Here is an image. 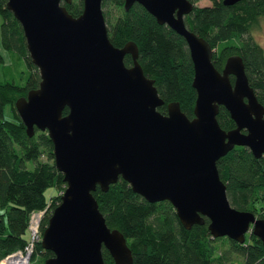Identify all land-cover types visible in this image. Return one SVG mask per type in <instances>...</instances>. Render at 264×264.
<instances>
[{
	"label": "water",
	"instance_id": "95a60500",
	"mask_svg": "<svg viewBox=\"0 0 264 264\" xmlns=\"http://www.w3.org/2000/svg\"><path fill=\"white\" fill-rule=\"evenodd\" d=\"M134 1L185 37L197 91L192 115L176 99L167 111L158 108L164 98L138 58L137 41H112L102 0H83L78 14L62 0H7L40 72L38 85L15 105L29 134L48 131L65 180L42 231L41 243L53 250L44 264H106L104 246L116 264L133 261L124 231L107 222L93 192L119 175L149 200H171L187 227L207 216L214 235L243 241L253 230L264 242V216L232 204L217 165L235 144L264 152V104L243 56L231 53L221 68L215 64V47L185 19L194 0H124L125 7ZM220 103L235 125L220 123Z\"/></svg>",
	"mask_w": 264,
	"mask_h": 264
},
{
	"label": "trees",
	"instance_id": "16d2710c",
	"mask_svg": "<svg viewBox=\"0 0 264 264\" xmlns=\"http://www.w3.org/2000/svg\"><path fill=\"white\" fill-rule=\"evenodd\" d=\"M62 2L74 14L83 7V0ZM102 7L114 43L122 45L128 39L137 41L138 58L145 72L155 77L164 98L158 108L167 111L168 101L176 99L192 115L197 91L192 84L194 65L185 37L168 23L159 22L139 1L126 8L124 0H102ZM0 13V68L4 73L0 78L1 259L28 241V223L33 209H44L43 231L53 207L61 199L65 180L55 164L53 140L48 131L36 128L29 134L16 108V97L38 85L40 72L28 52L22 24L7 6V0H0ZM260 14H264V0L230 3L211 0L196 3L186 15V22L215 47L212 58L218 67H222L231 53L243 56L249 81L264 104V47L251 30ZM124 59L130 64L131 53L126 52ZM6 102L10 103L16 117L5 115ZM67 110L66 105L64 112ZM217 116L224 127L235 125L229 109L222 103ZM217 165L232 204L264 216V152L255 155L248 145L235 144L217 159ZM50 185L54 188L48 193ZM93 192L107 222L124 231L133 249L130 264H234L235 260L237 264H264V242L253 230L246 232L243 241L227 234L214 235L207 216L203 222L187 227L171 200L147 199L122 175L110 182L107 189L98 185ZM52 253L53 250L38 238L30 264L35 258L39 264H44L45 257ZM103 254L106 264H116L106 246Z\"/></svg>",
	"mask_w": 264,
	"mask_h": 264
},
{
	"label": "built area",
	"instance_id": "2783aa9c",
	"mask_svg": "<svg viewBox=\"0 0 264 264\" xmlns=\"http://www.w3.org/2000/svg\"><path fill=\"white\" fill-rule=\"evenodd\" d=\"M44 209H33L30 212L28 228L30 237L23 247H19L13 251L8 252L3 256L2 263L6 264H29L30 255L34 248L35 241L42 236L41 218Z\"/></svg>",
	"mask_w": 264,
	"mask_h": 264
},
{
	"label": "rangeland",
	"instance_id": "374dc122",
	"mask_svg": "<svg viewBox=\"0 0 264 264\" xmlns=\"http://www.w3.org/2000/svg\"><path fill=\"white\" fill-rule=\"evenodd\" d=\"M211 0H195L196 3H206V2H210ZM1 20H2V14L0 13V23H1ZM251 30L253 32V35L254 37L260 41V43L263 45L264 47V14H260L256 20L253 22L252 24V27H251ZM0 46H1V43H0ZM7 60H8V56H6ZM4 75L2 69L0 68V78H2ZM22 92H20L19 94H21ZM24 94V93H22ZM4 113L6 116L8 117H16L15 116V113H14V110L12 107H10V103L9 102H6L5 106H4ZM42 157H46L45 154H42ZM28 164H32L31 163V160L28 161ZM53 186H48L47 188V192L50 193L52 190H53ZM262 202L264 203V199L262 200ZM28 235L30 237V231L28 230ZM3 257L0 259V262L2 261ZM39 260L38 258H35V261L33 262V264H39ZM238 260H235L234 261V264H237ZM32 263V262H29V264Z\"/></svg>",
	"mask_w": 264,
	"mask_h": 264
},
{
	"label": "flooded vegetation",
	"instance_id": "af4514ba",
	"mask_svg": "<svg viewBox=\"0 0 264 264\" xmlns=\"http://www.w3.org/2000/svg\"><path fill=\"white\" fill-rule=\"evenodd\" d=\"M188 13H189V12L185 13V19H186V15H187ZM231 78H232V80L234 79V74H233V73H231Z\"/></svg>",
	"mask_w": 264,
	"mask_h": 264
},
{
	"label": "bare ground",
	"instance_id": "6f19581e",
	"mask_svg": "<svg viewBox=\"0 0 264 264\" xmlns=\"http://www.w3.org/2000/svg\"><path fill=\"white\" fill-rule=\"evenodd\" d=\"M2 264H6V263L4 262V263H2Z\"/></svg>",
	"mask_w": 264,
	"mask_h": 264
}]
</instances>
